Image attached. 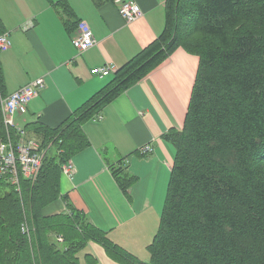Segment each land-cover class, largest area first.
I'll use <instances>...</instances> for the list:
<instances>
[{"label": "trees", "instance_id": "obj_1", "mask_svg": "<svg viewBox=\"0 0 264 264\" xmlns=\"http://www.w3.org/2000/svg\"><path fill=\"white\" fill-rule=\"evenodd\" d=\"M177 48L198 55L200 65L184 129L167 137L177 154L146 263L85 214L45 209L62 196L63 166L91 146L84 125ZM113 77L57 128L17 123L39 142L44 161L38 178L21 179L20 188L0 177V264H81L90 242L122 264H264V0H167L163 34ZM6 97L0 61V140L17 141L18 129L5 125ZM111 170L128 191L135 178L118 163Z\"/></svg>", "mask_w": 264, "mask_h": 264}, {"label": "crops", "instance_id": "obj_2", "mask_svg": "<svg viewBox=\"0 0 264 264\" xmlns=\"http://www.w3.org/2000/svg\"><path fill=\"white\" fill-rule=\"evenodd\" d=\"M123 1L0 0V24L12 40V48L0 53L7 96L38 78L46 82L28 114L16 117L20 126L59 127L114 78L100 77L97 69L109 65L120 70L163 34L167 0H134L144 15L132 24L119 12ZM81 21L97 40L82 54L74 44ZM199 65L198 55L177 48L151 75L107 105L101 119L87 122L91 146L72 159L75 174L62 175V196L45 214L79 211L139 260L151 258L148 247L159 229L177 154L167 137L184 129ZM146 146L152 152L144 153ZM115 163L135 178L126 192L113 176ZM87 255L96 264H122L97 242L80 254L81 264H88Z\"/></svg>", "mask_w": 264, "mask_h": 264}, {"label": "built area", "instance_id": "obj_3", "mask_svg": "<svg viewBox=\"0 0 264 264\" xmlns=\"http://www.w3.org/2000/svg\"><path fill=\"white\" fill-rule=\"evenodd\" d=\"M119 12L127 24H132L143 17L140 5L134 0L123 1ZM74 44L80 54L96 46L97 40L90 25L86 21L79 22L78 31L74 38ZM12 48V40L9 33H0V53ZM118 69L115 66H105L95 72L100 77L116 75ZM44 77L32 81L8 95L2 101L5 117V125L8 131L18 129L19 138L13 141L11 138L0 140V177L20 188L21 179L36 180L42 168L44 153L39 142L29 139L27 131L18 127L16 116L25 115L29 111L30 102L37 97L46 87ZM98 116L97 119H101ZM150 146L143 148L144 153L152 152ZM75 167L72 162L63 166V175L73 177ZM26 231V228H23ZM59 243H64V238L58 237Z\"/></svg>", "mask_w": 264, "mask_h": 264}, {"label": "rangeland", "instance_id": "obj_4", "mask_svg": "<svg viewBox=\"0 0 264 264\" xmlns=\"http://www.w3.org/2000/svg\"><path fill=\"white\" fill-rule=\"evenodd\" d=\"M7 52V51H6ZM4 71V70H3ZM4 76H5V73H4ZM8 138H11V137H8ZM7 138V139H8ZM19 138V134H18V137H17V139ZM6 139V140H7ZM12 140H13V138H11ZM13 141H15V140H13ZM41 171V170H40ZM40 173V172H39ZM39 176V175H38ZM37 176V177H38ZM28 180V179H27ZM30 181H35V180H30ZM12 185H14V184H12ZM25 228H27V226H24ZM22 232H24L23 230H22ZM26 232V231H25ZM56 239V240H55ZM52 240L55 242H58V235H54L53 237H52ZM153 240V239H152ZM152 242V241H151ZM142 259V258H141ZM143 261H149L150 260V256L148 257V258H145L144 257V259H142Z\"/></svg>", "mask_w": 264, "mask_h": 264}, {"label": "bare ground", "instance_id": "obj_5", "mask_svg": "<svg viewBox=\"0 0 264 264\" xmlns=\"http://www.w3.org/2000/svg\"><path fill=\"white\" fill-rule=\"evenodd\" d=\"M116 76V75H115Z\"/></svg>", "mask_w": 264, "mask_h": 264}]
</instances>
